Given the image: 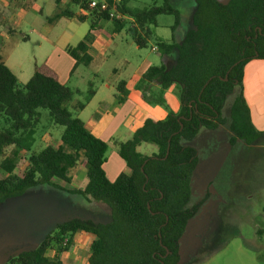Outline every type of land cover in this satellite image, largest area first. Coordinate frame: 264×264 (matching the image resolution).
Masks as SVG:
<instances>
[{"label": "trees", "instance_id": "obj_1", "mask_svg": "<svg viewBox=\"0 0 264 264\" xmlns=\"http://www.w3.org/2000/svg\"><path fill=\"white\" fill-rule=\"evenodd\" d=\"M133 1L123 0L118 6L127 18L112 19L90 9L87 0H70L48 19L77 17L91 22L84 39L68 49L84 65L92 62L88 50L102 22H113L116 31L127 27L140 47L148 45L150 25H157L158 16H174L173 32L182 23L174 0H146L142 5ZM192 24L180 42L174 38L157 41L168 62L147 68L138 83L143 90L158 83L161 88L154 101L161 104L165 103L164 91L178 83L181 108L169 111L163 120L146 119L129 140L116 143L129 172L115 181L108 179L103 168L109 144L77 115L95 93L93 82L85 93L74 91L61 84L48 65L40 64L21 83L0 52V203L22 196L30 188L50 185L105 203L111 213L108 222L64 221L36 247L10 256L3 264H65L59 254L70 249L78 232L95 235L89 264H181L180 240L207 201L205 197L189 205L199 162L198 148L191 142L202 128L222 126L231 131L234 146L239 140L252 145L261 136L244 98L243 79L249 61L264 59V0H195ZM117 89L118 101L123 102L128 95L126 82L120 81ZM233 93L229 117H224L223 108ZM76 95H84V99L72 108ZM40 109L48 110L51 121L64 130L57 145L36 149L43 118ZM142 143L155 144L158 151L143 153L139 150ZM82 158L87 183L73 187L71 169ZM50 250L58 255L49 256Z\"/></svg>", "mask_w": 264, "mask_h": 264}, {"label": "crops", "instance_id": "obj_2", "mask_svg": "<svg viewBox=\"0 0 264 264\" xmlns=\"http://www.w3.org/2000/svg\"><path fill=\"white\" fill-rule=\"evenodd\" d=\"M39 3H48L49 12H52L53 15L46 16L47 22L41 26L42 29L40 31L37 29L32 30L35 34V43L38 49L32 59L34 66L33 74L38 65L46 64L57 74L61 84L69 86L74 91L83 93L88 90L90 82H93L95 93L86 106L77 111V115L94 135L109 144L107 159L103 164V168L108 179L115 181L120 174L129 172L126 161L118 153L116 143L129 140L146 119L163 120L167 117L169 111L178 112L181 108L180 95L182 88H180L178 83H174L164 91L163 97L165 103L161 104L154 101V96L157 95L161 88L158 83H150L145 90L138 87L142 74L147 68L168 62V57L162 54L159 48L157 50L153 49L155 46L158 47L157 43L151 46V52L145 53L141 50L142 47L132 39L134 43L132 48L137 51L139 58L133 71L127 77L122 78L118 73V69L113 67L108 74V71L104 69L108 59L116 55L119 47L124 45L123 40H117L116 35L128 28L116 31L114 24L111 27L107 24V21L101 23V27L94 33V39L89 46L88 53L92 57L91 64L84 65L78 63L68 49L75 47L84 39L91 29V22L88 19L84 21L79 20L77 17H61L58 21L61 20L59 25L62 28L58 32H55L53 21L48 19L58 14L61 10L60 8L67 6L70 0H0V26L2 25L3 27L0 31V52L3 58H5L2 51L3 48L13 44L16 37L15 26L23 24L29 10L33 9L37 11L36 6H40ZM11 4L15 6L11 8L9 6ZM75 11L78 15L81 13L78 7ZM105 27L111 28H109V32ZM152 35L153 33H151ZM184 36L185 34L181 36L180 41ZM173 38L175 39V36ZM21 39L31 41L29 34H23ZM159 40L171 41L172 39ZM130 45L128 43V46ZM153 53L159 54L160 57H153ZM125 60V62H128L127 59ZM5 63L7 64V62ZM84 69L88 72H85ZM123 80L126 82L128 95L123 102H119L117 84ZM243 94L250 108L252 122L255 128L261 132V136L252 145L247 144L243 140H239L236 145L238 143H245L251 147L259 146V144L264 146V59L255 58L245 65ZM82 97L84 99V95H76L71 104L72 108L75 107L77 102L81 101ZM226 128L229 129L227 126H222L212 131H221ZM228 132L231 137V131L229 130ZM59 140L55 145L58 144ZM231 146L233 147L234 145L231 144ZM85 176L86 172L83 175V179L85 180L82 179V181V177L75 179L73 176L72 186H84L87 183ZM213 184L214 181L210 179L207 189L199 199L207 197V201L203 207L208 201L210 203L209 208L205 209L204 216L200 220L202 223L198 224V228L203 227L207 223L210 232H212V239H218L221 235L225 236L231 231L236 234L225 236V239L220 243L224 244L221 249L215 250L216 246L220 245L217 244L207 257L195 264H264V257H262V251L260 250L264 249V202H262L259 211L256 213L254 238L247 239L241 233L244 223L247 222L246 220H251L248 218L249 210L247 203H245L246 200L248 202V199L254 198L263 201L264 193L259 192L255 196L253 194L235 195L240 200L232 206V202H229L227 199L229 197L223 195L224 187L220 191L216 189L214 191L212 189ZM49 187L59 189L54 186ZM62 191L66 192V190ZM67 193L72 195L70 192ZM216 198L219 201L216 202ZM101 212L106 215V218H108L106 222H108L111 219L110 208L103 207ZM94 239L95 235L92 233H76L70 249L59 254L60 259L65 264H89L90 247ZM21 251L18 250L16 253L8 254L0 261V264H3L10 256L18 254ZM53 251L54 254H51L50 250L48 255L51 257L58 255L55 250ZM181 264L183 263L181 262Z\"/></svg>", "mask_w": 264, "mask_h": 264}, {"label": "rangeland", "instance_id": "obj_3", "mask_svg": "<svg viewBox=\"0 0 264 264\" xmlns=\"http://www.w3.org/2000/svg\"><path fill=\"white\" fill-rule=\"evenodd\" d=\"M143 1L146 0H135L133 3L142 5ZM220 1L227 3L230 0ZM174 3L181 13V25L173 32L171 27L175 21L174 16H158L157 25H150L153 35L148 40V45L141 48L143 52H151V46L156 44L159 39H172L175 36V39L180 41L181 36L191 28L195 0H174ZM39 4L40 6H36L37 11L33 9L28 11L27 18L21 26H15L16 37L13 44L4 47L2 50L5 62L14 71L21 83L28 81L34 71L32 59L38 49L35 43V34L32 30L37 29L40 31L41 26L47 22L46 16L53 15L52 12H49L48 3ZM9 6L12 8L15 5L11 4ZM58 20H53L55 32L62 28L59 25L61 20ZM107 24L113 26V22L107 21ZM1 28H3L2 25L0 31ZM105 28L109 32L110 27ZM23 34H29L31 41L21 39ZM116 38L120 41L123 40L124 45L119 47L116 55L108 59L104 69L109 74L110 69L115 67L121 77L124 78L133 71L139 58L137 51L132 48L134 44L132 41L133 36L128 29H124L117 34ZM128 43L131 45L128 46ZM153 57L158 58L160 56L153 53ZM125 59L128 62H125ZM84 70L88 72L86 69ZM235 96L236 93L228 96L223 108L224 117H229ZM81 100H83V97ZM40 111L43 118L38 126L36 149H41L47 145H55L64 130L63 126L55 125L51 121L48 110L40 109ZM2 125L3 121L0 122V126ZM227 130L229 131L227 128L221 131L202 128L196 139L191 142L198 148L199 162L192 177V199L189 205L196 203L203 196L210 179L214 181L212 188L214 191L215 189L220 191L224 187L223 195L229 197L227 199L232 202V206L240 200L235 195L253 194L255 196L259 192L264 193V146L259 144V146L251 147L245 143H238L232 147L230 134ZM139 150L151 155L158 151V147L152 143H142ZM85 172L86 164L82 158L78 165L71 169V175L75 179L82 177V181ZM49 186L41 185L30 188L24 195L12 197L0 203V261L8 254L16 253L18 250L36 247L45 236L56 230L58 224L72 218L107 221L108 218L101 212L103 207H108L107 204L89 201L73 193L69 195L68 191L53 189ZM217 201H219L218 198H216ZM262 202L264 200L260 201L254 198H250L248 202L247 200L245 202L249 210L248 218L251 220H246L247 222L244 223L241 233L247 239L254 238L256 213L259 211ZM209 203L208 201L200 212L189 221L187 229L180 240L181 262L183 264L201 261L211 253L217 244L225 239V236L236 234L231 231L225 236L221 235L218 239H212V232H210L207 223L198 228L205 209L209 208ZM260 250L262 251V257H264V249ZM51 254H54V251L51 250Z\"/></svg>", "mask_w": 264, "mask_h": 264}, {"label": "built area", "instance_id": "obj_4", "mask_svg": "<svg viewBox=\"0 0 264 264\" xmlns=\"http://www.w3.org/2000/svg\"><path fill=\"white\" fill-rule=\"evenodd\" d=\"M89 8L96 10L99 13H106L110 18L121 19L127 18L119 10L118 6L123 0H87ZM154 50H157L158 47H154Z\"/></svg>", "mask_w": 264, "mask_h": 264}]
</instances>
